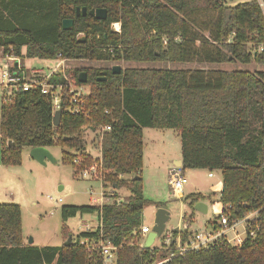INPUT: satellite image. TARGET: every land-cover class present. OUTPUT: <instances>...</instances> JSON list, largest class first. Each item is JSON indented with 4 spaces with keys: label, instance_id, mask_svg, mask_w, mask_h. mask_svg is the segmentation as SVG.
<instances>
[{
    "label": "trees",
    "instance_id": "16d2710c",
    "mask_svg": "<svg viewBox=\"0 0 264 264\" xmlns=\"http://www.w3.org/2000/svg\"><path fill=\"white\" fill-rule=\"evenodd\" d=\"M82 7L87 12L104 8L106 18L76 15ZM63 19L73 20L71 29H62ZM116 23L118 32L111 29ZM259 46L264 48L259 0H0V51L16 58L264 65ZM80 72L86 73L89 89L81 113L66 111L65 97L57 127L51 103L38 89L2 93L0 163L19 164L23 148L67 147L75 152L62 151L61 162L78 175L93 163L83 152L84 129L107 125L110 131L100 141L102 187L125 188L128 196L118 205L61 207L62 222L95 214L100 226L72 236L62 225L61 234L71 239L60 246L25 243L19 206L0 203V264H104L99 241L115 247L114 264H151L170 253L166 264H264V70ZM80 72L72 77L76 84H82ZM48 81L64 80L58 72ZM144 128L176 133L182 170L220 171L218 202L229 222L256 212L246 221L239 245L219 237L206 248L181 254L140 247L141 214L149 204L141 179ZM205 199L192 193L183 202L194 211V204ZM207 226L217 229L212 221ZM193 234L185 229L183 244Z\"/></svg>",
    "mask_w": 264,
    "mask_h": 264
},
{
    "label": "rangeland",
    "instance_id": "374dc122",
    "mask_svg": "<svg viewBox=\"0 0 264 264\" xmlns=\"http://www.w3.org/2000/svg\"><path fill=\"white\" fill-rule=\"evenodd\" d=\"M236 1H230L234 4ZM111 29L120 30L118 23L111 25ZM8 58L18 63L26 76L31 75L33 70H39V74H46L56 64L59 70L68 78L74 76V72L82 70H107L114 65H118L122 70L127 68L137 69H198L204 70H247L256 72L264 70V65L242 64L238 61L224 63H204V62H184L169 63L163 61L154 62H133V61H99L91 59H64L55 60L16 58L11 55H4L0 51V67L9 64ZM5 92L0 87V106L1 96ZM144 160L141 168V179L143 195L149 200V204L144 207L141 214L143 226L152 227L158 203L164 205L168 212V220L163 231L166 234L170 229H176L177 224L188 220L190 210L188 205L183 202L184 198L192 193H207L212 195L215 183L221 180L219 170L209 171L207 169H184L183 175L187 180L184 186L181 200L171 196L167 183V169L172 168L174 160L180 158V140L172 130H159L144 128ZM93 133L83 131V140L89 144ZM55 158L52 163L45 160V165L39 164L29 156L28 148H23L20 154L19 164L1 165L0 167V203L16 204L20 208L22 235L25 243L32 239V245L37 246H60L66 242L68 236L61 234V227L65 225L69 228L72 236L84 231V224L92 229L97 225L95 214H82L69 218L62 222L60 210L63 206H85L92 205V198H98L102 192L108 193L110 188L102 189L100 182L86 176L74 175L70 165L61 162L62 151L73 154L75 151L67 147L53 146L48 148ZM1 164V163H0ZM208 173L213 176L209 177ZM60 189V190H59ZM116 199L122 202L128 196L125 188L113 190ZM215 195V194H214ZM61 199L56 203L48 198ZM219 199V198H217ZM108 201L112 202L109 198ZM211 213L206 215L194 213L191 223L193 230H205L204 219H209ZM241 225H237V230H241ZM231 234V233H230ZM229 234V236H230ZM70 236V235H69ZM245 234L241 235L244 239ZM161 240L156 238L152 244L153 248H159ZM114 264V261L109 263Z\"/></svg>",
    "mask_w": 264,
    "mask_h": 264
},
{
    "label": "built area",
    "instance_id": "2783aa9c",
    "mask_svg": "<svg viewBox=\"0 0 264 264\" xmlns=\"http://www.w3.org/2000/svg\"><path fill=\"white\" fill-rule=\"evenodd\" d=\"M259 6L264 16V4L260 0ZM114 31L118 32L119 30ZM263 50L264 48L262 46L258 47V52H262ZM8 62V65L0 67V87L3 89V91H5L3 93H5L6 96H8L9 94H11L12 91L17 89H21L23 91H27L29 89H38L43 95H45L49 99L52 106V114L56 110H60L61 102L65 97H67L68 99L66 111H68L72 115L81 113L80 106L82 105V98L88 95L89 89L86 84H76L73 81L72 77L68 78L66 75L62 74L59 70V65L56 64L50 71H48V73L44 75L39 74V70H33L31 72V75L26 76L18 63H14V60H12L11 58H8ZM58 72L62 74L64 81L49 82V77ZM6 98L7 97H4L2 98V100H5ZM85 130L92 132L93 137L90 140L89 144L84 143L83 152L84 154L88 155L93 159V163L91 166L80 170L78 172V176H81L82 178L89 176V178L99 181L101 188L104 189L102 187L103 172L101 168L100 141L102 139L103 133L110 131V127L106 125L96 127L95 130H91L90 128H85ZM167 174V183L170 189L171 196L175 199L181 200L180 197L183 193L184 186L187 183V180L183 175L182 168L173 166L168 170ZM208 176L212 177L213 174L208 173ZM113 190L114 188H110L108 193L102 192L100 197L92 198V205L101 206L105 202H115V204L117 205L120 204V201H118V199L112 198L115 195ZM109 198L112 200V202L108 201ZM48 199L56 203L61 202L60 198L53 199L49 197ZM255 214L256 212H252L241 220L229 222V218L227 215H224L222 211L217 212L215 214L216 216H214L211 220L216 224V230L210 228L209 230L194 232L193 236L189 238L184 244L182 241V233L185 229H187V224L182 220V215V217H180L182 222L181 224H177L176 229L172 228L166 234H161V236L159 237V239L161 240V245L159 248L164 251H170L171 249H174L177 251V254H181L189 250H199L201 248H206L212 245L219 237H225L229 242H231L226 236L227 233L234 232L235 228L239 223L244 224L246 231V221L251 219ZM98 226H100L99 222H97L95 228H97ZM84 227V231H90L95 229H92L87 224H84ZM148 232V227H141L140 247H143V241ZM81 243H83V241ZM98 245L103 256V263L109 264L113 262V251L115 250V247L111 246L108 242L102 241H99ZM173 255V253H170L169 257L164 258L160 261L153 262L151 264H166L170 260V257Z\"/></svg>",
    "mask_w": 264,
    "mask_h": 264
},
{
    "label": "water",
    "instance_id": "95a60500",
    "mask_svg": "<svg viewBox=\"0 0 264 264\" xmlns=\"http://www.w3.org/2000/svg\"><path fill=\"white\" fill-rule=\"evenodd\" d=\"M79 11H81L82 16H85L88 13L91 17H94L95 19H98V20H104L106 18V10L104 8L90 9V10H88V12L86 11V9L84 7H82L81 9L76 8L75 9L76 15H78ZM61 24H62L63 30H69L73 26V20L72 19H63ZM78 41L79 42L84 41V38L82 35L78 38ZM120 71H121V69L118 65H114L111 67V72L113 74H118V73H120ZM102 73H104V72H102ZM104 79H105L104 77L103 78H97V80H104ZM77 81L79 83H82V84L86 83V81H87L86 73L80 72L77 75ZM60 115H61L60 110H56L52 114V125L53 126L57 127L59 125ZM7 145L13 146V143L8 142ZM29 156L33 160H35L36 162H38L39 164H42V165H45V160H49L52 163L56 162L55 158L50 153L49 149L46 147H33V148L29 149ZM179 164H180V162H178V165H176V166H180ZM193 210L197 211L201 214H206L207 205L204 202L199 201V202L194 204ZM167 220H168L167 210L163 207L157 208L153 225L149 229V232L147 233V235L143 241V247H145V248L151 247L154 240L161 236V234L163 233V231L165 229V224H166ZM70 239H71V236H68L67 241L64 242V245H68L70 242ZM27 243L32 244V239L30 238Z\"/></svg>",
    "mask_w": 264,
    "mask_h": 264
},
{
    "label": "crops",
    "instance_id": "0c3cea01",
    "mask_svg": "<svg viewBox=\"0 0 264 264\" xmlns=\"http://www.w3.org/2000/svg\"><path fill=\"white\" fill-rule=\"evenodd\" d=\"M143 134L144 133L142 131V135ZM28 151H29V149H28ZM143 160H144V141H143ZM178 162H180V164H179L180 166H176V165H178ZM173 166L181 167V156H180V158H177V159L174 160V165ZM0 167H3V166H1V164H0ZM169 169L170 168L167 169V172H168ZM221 188H222V182H221V180H219V181H217L215 183L214 191H212V195H210L211 193L210 194H207V193L200 192V194H202L203 196H207V199H205V200L202 201V202H204L207 205L206 214H208L209 211L211 213V217L209 219H207V218L204 219V222L206 223L205 224V226H206L205 227V230H209L210 229L207 226V222L211 221L212 218L214 216H216L215 214L217 212L222 211V204L220 202H218V199H217V198H219V193L221 191ZM189 210H190V208H189ZM194 213L201 214V213H199L197 211L190 210V214H188V220H186V221L184 220V222L187 224V229L189 231H191V232H198L200 230H193L192 227H191V223H192V221L194 219ZM206 214H201V215H206ZM205 230H203V231H205ZM229 234H230V236H229ZM242 234H245V226H244V224L241 225V230L238 231L237 228H235V231L234 232H228L226 236L231 241L230 243H232L234 245H239L242 242V239H240V237H241ZM235 235H237V236H235Z\"/></svg>",
    "mask_w": 264,
    "mask_h": 264
},
{
    "label": "flooded vegetation",
    "instance_id": "af4514ba",
    "mask_svg": "<svg viewBox=\"0 0 264 264\" xmlns=\"http://www.w3.org/2000/svg\"><path fill=\"white\" fill-rule=\"evenodd\" d=\"M104 72V71H103Z\"/></svg>",
    "mask_w": 264,
    "mask_h": 264
}]
</instances>
